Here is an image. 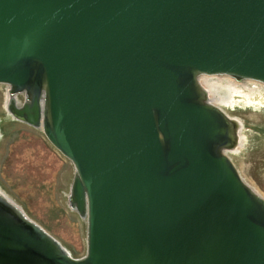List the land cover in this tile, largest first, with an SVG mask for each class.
<instances>
[{
    "label": "water",
    "instance_id": "water-1",
    "mask_svg": "<svg viewBox=\"0 0 264 264\" xmlns=\"http://www.w3.org/2000/svg\"><path fill=\"white\" fill-rule=\"evenodd\" d=\"M203 74L264 83V0H0L8 110L71 162L85 219L75 257L0 192V264H264Z\"/></svg>",
    "mask_w": 264,
    "mask_h": 264
},
{
    "label": "rangeland",
    "instance_id": "rangeland-1",
    "mask_svg": "<svg viewBox=\"0 0 264 264\" xmlns=\"http://www.w3.org/2000/svg\"><path fill=\"white\" fill-rule=\"evenodd\" d=\"M203 76L227 78L240 90L233 91L227 103H217L214 95L226 91L225 81L214 93L201 82ZM200 82L209 90L211 101L239 121L240 142L227 153L241 178L264 198V83L216 74H203ZM8 89L7 84L0 83V192L56 238L70 255L81 256L85 251V219L67 198L72 164L39 127L19 121L8 112Z\"/></svg>",
    "mask_w": 264,
    "mask_h": 264
},
{
    "label": "bare ground",
    "instance_id": "bare-ground-1",
    "mask_svg": "<svg viewBox=\"0 0 264 264\" xmlns=\"http://www.w3.org/2000/svg\"><path fill=\"white\" fill-rule=\"evenodd\" d=\"M213 77H210V78H205L204 76L201 77V82L206 86L205 88H208L211 90V92L214 91V93H216L217 89H218V86H221L220 82H223L225 81V89H226V93H222V94H219L218 91L217 93L214 95V97L217 99V103L221 102L222 103H227L228 101L231 100V96H232V92L235 91L234 93H236V91H239L240 89H238L236 87V84L233 82H231L230 80H227V78H214L212 79ZM241 83V82H240ZM222 85V86H223ZM242 85V84H240ZM243 86V85H242ZM207 89V91H209ZM238 89V90H237ZM257 89V87H256ZM238 93V92H237ZM241 93V92H240ZM249 93V92H248ZM239 94V93H238ZM244 95L248 96V94L244 93ZM245 98V97H244ZM238 99V98H237ZM241 99V98H240ZM248 99V98H247ZM246 101V100H245ZM212 102H214L212 100ZM230 103V102H229ZM238 147V146H237ZM234 150V149H233Z\"/></svg>",
    "mask_w": 264,
    "mask_h": 264
},
{
    "label": "flooded vegetation",
    "instance_id": "flooded-vegetation-1",
    "mask_svg": "<svg viewBox=\"0 0 264 264\" xmlns=\"http://www.w3.org/2000/svg\"><path fill=\"white\" fill-rule=\"evenodd\" d=\"M17 96H19V97H23L22 98V100H19V101H17V99H15ZM23 99H24V95H23V93H16L15 95H14V102H12V104H14V105H19L22 101H23ZM10 105V101H9V98H8V100H7V105H6V107H7V110H8V106ZM8 112L10 113V111L8 110ZM11 114V113H10ZM12 115V114H11ZM18 120V119H17ZM19 121H21V120H19ZM24 122V121H23Z\"/></svg>",
    "mask_w": 264,
    "mask_h": 264
}]
</instances>
